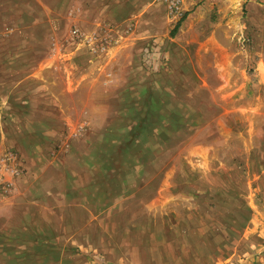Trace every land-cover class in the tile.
<instances>
[{"label":"rangeland","instance_id":"374dc122","mask_svg":"<svg viewBox=\"0 0 264 264\" xmlns=\"http://www.w3.org/2000/svg\"><path fill=\"white\" fill-rule=\"evenodd\" d=\"M255 1L0 0V264H264Z\"/></svg>","mask_w":264,"mask_h":264},{"label":"crops","instance_id":"0c3cea01","mask_svg":"<svg viewBox=\"0 0 264 264\" xmlns=\"http://www.w3.org/2000/svg\"><path fill=\"white\" fill-rule=\"evenodd\" d=\"M195 2V0H183V4H182V7L185 11L189 10L190 8H192L193 6V3ZM210 2V1H209ZM160 6L163 8L164 12H165V18L167 19L168 18V13H167V8H166V5L160 0ZM259 4V5H257ZM212 8H214V5H209V9L212 10ZM249 11H250V14L253 15L252 13L256 12L257 14V20H256V26L257 27H260V28H263L264 30V0H259L258 2L255 1V2H250L249 3ZM201 12V11H200ZM233 21V20H232ZM248 22V21H247ZM249 24V23H248ZM264 35V31L261 33ZM152 36H155L154 38V42L152 43L151 45V49H150V59H153L158 57L160 55V51H159V44L161 43H164V35H159V34H155V35H152ZM151 38V37H150ZM165 38H166V35H165ZM156 56V57H154ZM39 71H42V70H39ZM33 224H32V229H30L32 235L30 233H27V237H32L33 236V239L30 240L29 238H25V230L24 228H17V230L19 232H22V239L20 241H17V243H19L20 245H23L22 246V249L21 251L23 253H36L40 250H37V247L39 245H42V244H38V242H36V215L34 214L33 215ZM29 231V230H28ZM6 243H4L6 246H8L9 243V239L4 241ZM27 244V245H26ZM30 245V246H29ZM9 248V247H7ZM35 258H36V255H35ZM50 262V261H49ZM51 264V263H50Z\"/></svg>","mask_w":264,"mask_h":264},{"label":"built area","instance_id":"2783aa9c","mask_svg":"<svg viewBox=\"0 0 264 264\" xmlns=\"http://www.w3.org/2000/svg\"><path fill=\"white\" fill-rule=\"evenodd\" d=\"M167 8L168 16L172 22L179 23L185 16V10L182 7L183 0H161Z\"/></svg>","mask_w":264,"mask_h":264},{"label":"trees","instance_id":"16d2710c","mask_svg":"<svg viewBox=\"0 0 264 264\" xmlns=\"http://www.w3.org/2000/svg\"><path fill=\"white\" fill-rule=\"evenodd\" d=\"M179 24V23H178ZM179 25H177L176 27H178ZM175 31V30H174Z\"/></svg>","mask_w":264,"mask_h":264}]
</instances>
